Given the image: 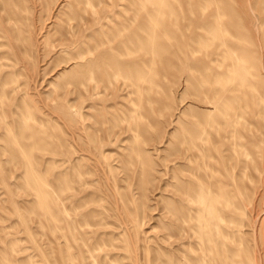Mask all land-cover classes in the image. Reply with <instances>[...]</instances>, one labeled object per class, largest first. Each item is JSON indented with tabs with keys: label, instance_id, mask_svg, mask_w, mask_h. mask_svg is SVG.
<instances>
[{
	"label": "rangeland",
	"instance_id": "obj_1",
	"mask_svg": "<svg viewBox=\"0 0 264 264\" xmlns=\"http://www.w3.org/2000/svg\"><path fill=\"white\" fill-rule=\"evenodd\" d=\"M0 264H264V0H0Z\"/></svg>",
	"mask_w": 264,
	"mask_h": 264
},
{
	"label": "bare ground",
	"instance_id": "obj_2",
	"mask_svg": "<svg viewBox=\"0 0 264 264\" xmlns=\"http://www.w3.org/2000/svg\"><path fill=\"white\" fill-rule=\"evenodd\" d=\"M201 196H202V195H201ZM201 196H199V199H198V200L202 202V201H203V198H202ZM201 198H202V199H201ZM202 203H203V202H202ZM208 206H209V205H208ZM212 228H213V230H216V227H215V226H213Z\"/></svg>",
	"mask_w": 264,
	"mask_h": 264
}]
</instances>
